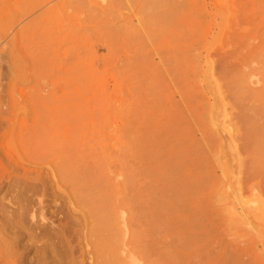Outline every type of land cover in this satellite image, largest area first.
<instances>
[{
    "label": "rangeland",
    "instance_id": "1",
    "mask_svg": "<svg viewBox=\"0 0 264 264\" xmlns=\"http://www.w3.org/2000/svg\"><path fill=\"white\" fill-rule=\"evenodd\" d=\"M261 115L264 0H0V264H98L88 187L121 264H169L148 233L174 187L198 243L174 264H264Z\"/></svg>",
    "mask_w": 264,
    "mask_h": 264
},
{
    "label": "bare ground",
    "instance_id": "2",
    "mask_svg": "<svg viewBox=\"0 0 264 264\" xmlns=\"http://www.w3.org/2000/svg\"><path fill=\"white\" fill-rule=\"evenodd\" d=\"M208 66V65H207ZM206 72V71H205ZM208 73V72H207ZM202 75V74H201ZM208 76V75H207ZM206 78V77H204ZM243 81V80H242ZM241 81V82H242ZM206 82V81H205ZM243 83V82H242ZM212 84V83H211ZM217 84V83H216ZM207 85V84H206ZM217 89V88H216ZM221 91V90H220ZM219 92V91H218ZM237 97V96H236ZM235 97V98H236ZM240 100V99H239ZM222 101V100H221ZM254 101V100H253ZM218 102V101H217ZM236 102V101H235ZM242 102V101H241ZM219 103V102H218ZM253 103V102H252ZM220 105V104H219ZM224 105V104H223ZM222 103H221V106L223 107ZM218 106V105H217ZM216 106V107H217ZM220 108V106H218ZM225 109V107H224ZM224 114V113H223ZM222 114V115H223ZM209 116V115H208ZM248 117V116H246ZM245 117V118H246ZM253 117V116H252ZM261 120L263 121V125H262V128H259L258 126L253 128V131L255 133L252 134L253 138L255 139V143L257 145V151L258 152H255L253 153V157L254 158V162H255V165H262L264 164V159L261 161L260 160V156L264 158V116L261 115ZM251 119V118H250ZM250 119H248L250 121ZM247 120V118H246ZM254 122V121H252ZM256 122V121H255ZM254 122V124H255ZM249 123V122H248ZM214 124V122H213ZM246 124V123H245ZM215 126V125H213ZM246 127V126H245ZM216 132V131H215ZM217 133V132H216ZM249 133V132H248ZM215 134V133H214ZM214 137V136H213ZM249 140V139H248ZM247 140V142H248ZM220 142V141H219ZM235 142V141H234ZM233 142V143H234ZM253 142V143H254ZM232 143V144H233ZM205 144V143H204ZM222 145V144H221ZM224 145V144H223ZM252 146V145H250ZM206 147V146H205ZM223 147V146H222ZM250 148V147H249ZM252 148V147H251ZM207 148H205L206 150ZM236 149V148H235ZM233 149V150H235ZM208 150V149H207ZM237 150V149H236ZM250 150V149H249ZM237 152V151H236ZM232 153V152H231ZM260 155V156H259ZM237 156V155H236ZM230 157V156H229ZM240 157V155H239ZM220 158V157H218ZM223 158V157H222ZM238 158V157H237ZM239 160H241L239 158ZM238 160V161H239ZM249 162V161H248ZM247 163V162H246ZM228 164V162H227ZM231 164V163H230ZM238 164H240L241 166V163L238 162ZM239 166V168H240ZM264 166V165H263ZM171 167V166H170ZM177 168V167H176ZM260 168V167H259ZM241 169V168H240ZM263 169V168H262ZM181 170V168H180ZM252 170V169H251ZM240 171V170H239ZM238 171V175H240ZM255 171V170H254ZM170 172L174 173V171L170 170ZM175 173H177L175 171ZM231 173V172H230ZM170 176V174H167V176ZM233 175V174H232ZM237 175V176H238ZM245 175V174H244ZM90 176V175H89ZM239 178V177H238ZM93 179V178H91ZM81 182V180H80ZM238 182V180H237ZM169 183V182H168ZM89 184V183H87ZM170 184V183H169ZM239 185V182L237 183ZM236 184V185H237ZM19 186V185H18ZM98 186V185H97ZM192 186V185H191ZM115 187V186H114ZM181 187V186H180ZM87 188V186L85 187ZM84 188V189H85ZM124 188V187H123ZM173 188V186H172ZM175 188V193H173L172 195H175L174 197H172L171 195V200H169V202H166L164 201L163 199H161V196L158 195V199L155 201V211L154 213L156 212L157 214H155V216L153 218H155V220L153 219V224H150L152 230L149 231L148 233V237L151 238L152 242L148 245V248H150L153 252L157 253V254H160V255H164L167 259H168V262L169 264H174V263H178L180 261V259H178V256H179V252L182 251H187L188 253H191V251L195 250V248L197 247V242L194 241L193 239L190 240V237L187 236V234H185L184 236H181V237H185L183 240L180 236H178L177 234H175V230L174 228L171 230V226L173 225H170L172 224L171 221L169 220L168 217H165L167 213V211H171V210H174L177 206L180 205V202H181V199L179 198V195L180 193L179 192V189L176 187ZM189 188V187H188ZM193 188V187H192ZM240 188V187H239ZM19 189V188H18ZM89 189V187H88ZM84 190V193L83 194V197L82 199L85 201V203L87 204L88 208L90 209V212H91V217L93 219V222H94V226H93V230H92V234L93 236L95 237V242H94V251H96V255H97V259L98 260V264H121L119 262V251L121 250V247L123 246V240L125 239V235L123 236V234H127L124 233L125 232V229H124V232L122 230L123 227H121L123 224L122 222V217L121 215L114 211V210H110L109 209V202H108V198H109V193L108 195L106 194H101V195H97L96 197H89L88 194H87V190ZM93 190V187L91 188ZM197 189V188H196ZM28 190V189H27ZM26 190V191H27ZM82 190V188H81ZM189 190V189H188ZM241 190V189H240ZM90 191V190H89ZM157 191V190H155ZM187 191V190H186ZM238 191V190H237ZM83 192V191H82ZM183 192V191H182ZM189 192V191H188ZM240 191L237 192V194H239V197H241ZM25 193V192H24ZM93 192H91L92 194ZM153 193H157V192H153ZM234 193V192H232ZM232 193H231V196H232ZM96 195V193H93ZM92 194V195H93ZM158 194V193H157ZM236 194V193H234ZM183 195V194H182ZM181 195V197H182ZM169 196V195H168ZM230 196V197H231ZM234 196V195H233ZM232 196V197H233ZM165 197V196H164ZM219 197V196H218ZM234 198H236L234 196ZM233 198V199H234ZM80 199V200H82ZM184 199V198H183ZM232 199V200H233ZM241 199H243L241 197ZM246 199V198H245ZM263 199V198H262ZM236 199L233 201L235 202ZM219 202V201H218ZM232 202V201H231ZM241 202V201H240ZM263 202V201H261ZM27 203V202H26ZM81 203V202H80ZM117 203V202H116ZM237 203V201H236ZM248 203V202H246ZM251 203V202H249ZM182 204V203H181ZM241 204V203H240ZM184 205V204H183ZM243 205V204H242ZM261 205V204H260ZM259 205V206H260ZM264 204H262L263 206ZM249 206V205H248ZM247 207V206H246ZM186 208V207H185ZM230 208V207H229ZM231 209V208H230ZM228 209V210H230ZM261 209V208H259ZM263 209V208H262ZM261 209V210H262ZM26 210V209H25ZM249 212L252 211V209H248ZM183 211V210H182ZM172 212V211H171ZM176 212V211H175ZM178 212V211H177ZM181 212V211H180ZM261 212V211H260ZM166 213V214H165ZM234 213V212H233ZM236 213H238V211L236 210ZM235 213V214H236ZM243 213V212H242ZM253 213V212H252ZM241 214V213H240ZM246 214V213H245ZM261 214V213H260ZM232 215V214H231ZM237 217L241 218L242 215H238L236 214ZM235 215V216H236ZM253 215V214H252ZM23 217V216H22ZM147 217V216H146ZM152 217V216H151ZM24 218V217H23ZM233 218H235L233 216ZM245 219V218H243ZM145 220V219H144ZM236 221H238V219H235ZM246 220V219H245ZM244 222H247V220ZM241 221V220H240ZM232 222H234V220H232ZM231 222V223H232ZM243 223V222H242ZM241 223V225H242ZM244 226V225H243ZM237 227V226H236ZM174 230V231H173ZM180 231V230H178ZM91 234V235H92ZM180 235V234H179ZM188 235H189V232H188ZM124 237V238H123ZM187 237V239H186ZM137 238L136 241L138 242H142V235L140 233H138L135 237V239ZM182 239V240H181ZM160 240H164L165 241V245L162 244L160 242ZM143 243V242H142ZM135 244V243H134ZM137 244V243H136ZM138 245V244H137ZM135 247V246H134ZM124 248V247H123ZM136 248V247H135ZM134 250V249H133ZM137 250V249H136ZM128 253V252H127ZM148 254V253H147ZM96 257V256H95ZM149 257V256H148ZM122 259V258H121ZM127 259V258H126ZM155 259V258H154ZM177 259V260H176ZM192 260V259H191ZM149 262V261H148ZM179 263H182V261H180ZM185 263V262H184ZM189 264L191 262H188ZM145 264V263H144Z\"/></svg>",
    "mask_w": 264,
    "mask_h": 264
}]
</instances>
